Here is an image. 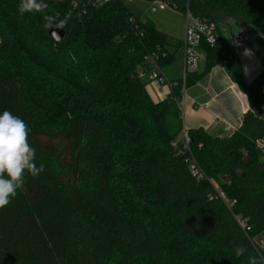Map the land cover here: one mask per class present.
<instances>
[{"label": "trees", "instance_id": "obj_1", "mask_svg": "<svg viewBox=\"0 0 264 264\" xmlns=\"http://www.w3.org/2000/svg\"><path fill=\"white\" fill-rule=\"evenodd\" d=\"M146 1L215 23L220 40L201 47L204 73L173 82L159 103L143 77L175 62L169 37L122 0L81 17L69 16L71 0L48 4L46 14L70 17L60 43L44 13L20 15L19 0H0V113L27 123L44 167L0 209V264H248L264 255V73L246 86L230 42L250 32L264 65V0ZM218 65L250 109L229 138L188 131L184 151L183 89ZM239 245L247 252L236 257Z\"/></svg>", "mask_w": 264, "mask_h": 264}, {"label": "crops", "instance_id": "obj_2", "mask_svg": "<svg viewBox=\"0 0 264 264\" xmlns=\"http://www.w3.org/2000/svg\"><path fill=\"white\" fill-rule=\"evenodd\" d=\"M64 1L65 0H45L48 4L62 3ZM143 1L146 2V0ZM128 2H133V0H128ZM155 25L160 31L168 35L169 39L171 38L172 34L169 30L161 29L157 24ZM184 36L185 24L182 36L178 38V49L182 50L180 56H177L179 50L176 49L175 46H173L175 48L174 50L169 47L170 45L167 47L168 51L175 55V62L174 65H170L161 71L170 82L186 80V76L183 73ZM200 54L204 57V65H201L198 72L199 76L204 73L206 65L205 54L202 50H200ZM178 59L180 65L176 67L175 63ZM150 66L153 67L151 64ZM176 68L179 69V72H177ZM143 80L147 84V91L155 103L166 100L172 94V89L170 87H162L149 81L148 75H145ZM180 106L184 133L190 130L203 129L212 136L218 138H229L233 134L225 131L223 121L235 124L243 119L244 115L250 109L246 95L240 91L221 65L214 67L208 74L202 76L199 81L185 87L183 89ZM262 243H264V239H262Z\"/></svg>", "mask_w": 264, "mask_h": 264}, {"label": "clouds", "instance_id": "obj_3", "mask_svg": "<svg viewBox=\"0 0 264 264\" xmlns=\"http://www.w3.org/2000/svg\"><path fill=\"white\" fill-rule=\"evenodd\" d=\"M49 8L45 0H19L20 15L44 13L46 29H63L70 17L58 18L57 15L46 14ZM51 35L58 38L52 31ZM250 50L245 49V53ZM30 129L19 116L5 110L0 113V209L6 208L16 197L18 190L24 187L26 173L33 178L44 171L43 165L35 163V149L28 142ZM236 257L244 256L247 252L245 245L235 248ZM248 264H264V255L249 256Z\"/></svg>", "mask_w": 264, "mask_h": 264}, {"label": "built area", "instance_id": "obj_4", "mask_svg": "<svg viewBox=\"0 0 264 264\" xmlns=\"http://www.w3.org/2000/svg\"><path fill=\"white\" fill-rule=\"evenodd\" d=\"M110 0H71L72 10L69 13V16L74 15L81 17L86 14V8L92 6L94 8H100L103 5L107 4ZM131 1V0H130ZM151 11H165L169 6L163 2H153L151 3ZM185 18V36L183 40V49H184V73L187 77L188 75H194L199 72L201 68V54L200 50L203 43L208 44L210 47H219L220 40L217 32V26L215 23L195 17L190 11L184 13ZM151 61V57L149 58ZM154 65V64H153ZM149 81L154 82L162 87H174V83L166 79L162 74V71L154 65V70H152L148 75ZM223 126L225 131L236 133L243 126V119L237 123H229L223 121ZM182 149L184 151H189L190 139L187 132L182 135ZM256 146L261 152V158L264 161V137L256 141ZM186 164L190 169L192 177L196 178L198 181H204L206 179L205 175L201 171L197 162L192 156H188L185 160ZM214 185V184H213ZM217 194L221 197L226 204L231 206L234 203H229L226 200L224 193L215 185L214 186ZM239 225L244 230H249L247 225L237 217Z\"/></svg>", "mask_w": 264, "mask_h": 264}, {"label": "water", "instance_id": "obj_5", "mask_svg": "<svg viewBox=\"0 0 264 264\" xmlns=\"http://www.w3.org/2000/svg\"><path fill=\"white\" fill-rule=\"evenodd\" d=\"M52 31H55L59 37L54 38L51 35ZM49 35L56 43L62 42L66 36L63 29H49ZM230 42L244 83L246 86H250L264 73L263 52L255 45L251 33L246 30H241L235 35H232ZM245 49L250 51L245 53Z\"/></svg>", "mask_w": 264, "mask_h": 264}, {"label": "rangeland", "instance_id": "obj_6", "mask_svg": "<svg viewBox=\"0 0 264 264\" xmlns=\"http://www.w3.org/2000/svg\"><path fill=\"white\" fill-rule=\"evenodd\" d=\"M122 1L127 6V8L134 17L147 18L152 22H154L155 24H157L159 28L164 30H169V32L172 34V36L170 35L171 38L169 39V45H170L169 47H171V49L173 50L175 49L173 46H175L176 49L179 48L178 38H180V36H182V33L184 32V24H185L184 15H182L181 13L175 11L170 7H168L165 11L152 12L150 7L151 3L147 1L144 2L143 0H133V2H128V0H122ZM178 50L179 52L177 53V56H180L182 50L181 49ZM172 65H174V63ZM179 65L180 64L178 59L177 62L175 63V66L179 67ZM201 65L202 66L204 65V57L202 56H201ZM176 69L177 72H179V69L178 68ZM261 245L262 247H264V243H262V241H261Z\"/></svg>", "mask_w": 264, "mask_h": 264}, {"label": "flooded vegetation", "instance_id": "obj_7", "mask_svg": "<svg viewBox=\"0 0 264 264\" xmlns=\"http://www.w3.org/2000/svg\"><path fill=\"white\" fill-rule=\"evenodd\" d=\"M253 39V38H252ZM254 41V40H253ZM255 43V42H254ZM255 45L257 46V44L255 43Z\"/></svg>", "mask_w": 264, "mask_h": 264}]
</instances>
